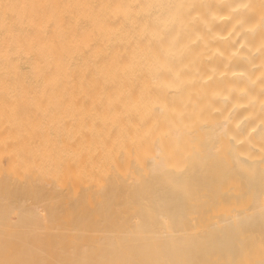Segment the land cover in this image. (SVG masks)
<instances>
[{
  "label": "bare ground",
  "instance_id": "6f19581e",
  "mask_svg": "<svg viewBox=\"0 0 264 264\" xmlns=\"http://www.w3.org/2000/svg\"><path fill=\"white\" fill-rule=\"evenodd\" d=\"M0 264H264V0H0Z\"/></svg>",
  "mask_w": 264,
  "mask_h": 264
},
{
  "label": "snow or ice",
  "instance_id": "6c2138e0",
  "mask_svg": "<svg viewBox=\"0 0 264 264\" xmlns=\"http://www.w3.org/2000/svg\"><path fill=\"white\" fill-rule=\"evenodd\" d=\"M245 7H247V5H245Z\"/></svg>",
  "mask_w": 264,
  "mask_h": 264
}]
</instances>
